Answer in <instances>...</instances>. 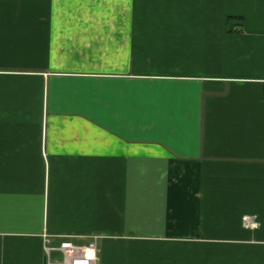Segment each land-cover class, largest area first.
Masks as SVG:
<instances>
[{
	"label": "crops",
	"instance_id": "1",
	"mask_svg": "<svg viewBox=\"0 0 264 264\" xmlns=\"http://www.w3.org/2000/svg\"><path fill=\"white\" fill-rule=\"evenodd\" d=\"M63 241L264 264V0H0V264Z\"/></svg>",
	"mask_w": 264,
	"mask_h": 264
},
{
	"label": "built area",
	"instance_id": "2",
	"mask_svg": "<svg viewBox=\"0 0 264 264\" xmlns=\"http://www.w3.org/2000/svg\"><path fill=\"white\" fill-rule=\"evenodd\" d=\"M51 249H46L48 256ZM62 255L61 262H50L47 260V264H97L96 245L94 242H90L85 247L73 246L68 241L60 243L56 249Z\"/></svg>",
	"mask_w": 264,
	"mask_h": 264
},
{
	"label": "rangeland",
	"instance_id": "3",
	"mask_svg": "<svg viewBox=\"0 0 264 264\" xmlns=\"http://www.w3.org/2000/svg\"><path fill=\"white\" fill-rule=\"evenodd\" d=\"M108 7H110V8H113V9H111V10H114V11H116L117 9H122V11H126L127 13H133V11L134 10H136L135 9V6H132V5H127V6H113V5H107V6H105V8H108ZM133 7H134V10H133ZM111 10H109V9H107V10H105V12L107 13L108 12V14H111L112 15V13H114L113 11H111ZM139 11V10H138ZM110 15V16H111ZM117 23L118 22H116V21H105V25H107V24H109L110 26H115V25H117ZM126 24H129V25H133V22H131V21H126L125 22ZM162 23V21H160V22H157V25H158V29H162V28H164V24H161ZM165 23V22H164ZM171 23H174V22H171ZM178 22H176L175 24H177ZM131 27H133V26H131ZM128 29V28H127ZM143 29H150V23H149V21H145V23H144V25H143ZM129 31V30H128ZM128 31L126 32V33H128ZM191 33H193V31H191ZM178 47H179V45H177ZM195 46V45H194ZM174 50L176 51V50H178V49H175V47H174ZM59 258H60V256H58ZM62 260H60V261H57V262H61Z\"/></svg>",
	"mask_w": 264,
	"mask_h": 264
}]
</instances>
